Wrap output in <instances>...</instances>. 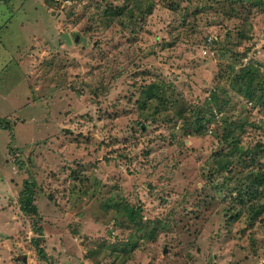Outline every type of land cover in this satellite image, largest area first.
I'll use <instances>...</instances> for the list:
<instances>
[{"label": "rangeland", "instance_id": "374dc122", "mask_svg": "<svg viewBox=\"0 0 264 264\" xmlns=\"http://www.w3.org/2000/svg\"><path fill=\"white\" fill-rule=\"evenodd\" d=\"M98 1L0 0V264H264L245 192L264 171L247 164L264 145V0H103L140 18L84 47L69 13L95 17ZM170 81L189 121L173 104L142 123V87ZM212 94L223 110L198 133L192 108ZM227 134L242 161L202 168ZM28 178L38 222L20 208Z\"/></svg>", "mask_w": 264, "mask_h": 264}, {"label": "trees", "instance_id": "16d2710c", "mask_svg": "<svg viewBox=\"0 0 264 264\" xmlns=\"http://www.w3.org/2000/svg\"><path fill=\"white\" fill-rule=\"evenodd\" d=\"M58 4L61 5V2ZM71 6V5H69ZM59 7V5H58ZM95 17L93 15H90L89 17H81L80 15H75L74 13H69L70 17L69 20L72 22V25L78 26L79 31L81 33L79 39H77V43L82 45L81 43L84 41L86 37H93L96 35V32H98V39L99 43H101L104 47H107L110 43L112 44L115 41L122 40L124 38L123 28L124 29H132L135 28V24L140 18V13L137 10L135 5H130L129 3L122 4V5H109L106 6V4L103 3V0H99L98 2H95ZM71 9H74L73 6H71ZM55 10V9H54ZM53 10V11H54ZM55 12V11H54ZM11 16L13 17L15 14L13 11H11ZM10 15L9 17L12 18ZM97 16V17H96ZM124 18V19H123ZM29 25L32 26V21L29 20ZM34 24V23H33ZM126 24V25H125ZM117 26H121L122 31L121 34L118 33L119 30L117 29ZM129 32V31H128ZM131 32V31H130ZM133 32H135V29H133ZM73 37H69V41H72ZM74 41V40H73ZM94 47L95 44H92ZM86 46V45H82ZM118 47L116 45H113L112 48ZM117 50V49H116ZM21 64V63H20ZM25 73H22L21 75H24ZM235 85V84H234ZM166 84L164 82H161V84L158 86L156 83H150L144 87H142L141 96L138 99V102H136L133 105L132 113H136L140 115V119L142 120V123L146 122H155L160 118V112L163 113L164 110H167L170 108L171 105H178V110H181L182 107H184L183 110H181V113L179 114L180 117L186 118L188 120V114H189V106L188 103L184 106H181L180 99H177L174 101L172 94L175 90V83L170 81L169 85L167 86V90L170 93V96L168 95V92L166 90ZM236 87L237 84L235 85ZM165 87V88H164ZM239 90V87H238ZM221 91V90H220ZM221 93H227L226 91H221ZM181 97L183 98L184 95L182 94ZM185 99L188 100L187 96ZM222 100H219L218 96H215L214 94L208 96L204 102H199L196 100V105L194 108H192V112L194 115V119L196 123L193 125L196 126V131L198 133H203L205 130V127L208 126L213 122V120H216L218 118V114L215 113V111L223 110L222 107L219 106L220 103H222ZM226 103V102H224ZM184 104V103H183ZM130 113V111L128 110ZM130 113V115H132ZM222 117V116H221ZM6 119V116H5ZM4 119V120H5ZM189 121V120H188ZM227 125V121L225 122ZM4 126V124H3ZM232 132V131H231ZM230 132V133H231ZM229 134L222 136L219 140L231 143L232 141L228 139ZM211 137V136H208ZM205 142L207 143V139L203 138ZM203 139H195L194 142H202ZM234 139V137H233ZM235 142V140H233ZM231 148L226 152H218L214 156L211 157L209 163H207V160H202V168H209L210 169H218V170H228V165L235 162V160L242 161L243 153L240 151H235L238 149L236 143H231ZM234 146V147H233ZM202 149H206V144H203L201 147ZM254 156L247 162V164H251V162H256L257 165L262 166L264 165V162L261 163L259 160L260 153L264 152V145L258 144L255 145L254 150L252 151ZM31 178L24 180V188L21 191V195L19 197L21 201L20 208L21 210L28 214L33 215L34 222H38L41 219V214L39 212V207L36 204V184L35 182H30ZM215 191H220L219 198L222 196V192L224 190V185L216 186ZM260 189H262L260 191ZM246 194H248V199H251L253 202H256L257 204L255 206H251V210H253V219H257L263 212H264V203H261V200L264 199V171H258L256 173V176L250 179V187L245 191ZM240 194L242 195V192L240 191ZM216 198L218 195L215 196ZM240 202H243V199H239ZM196 204L199 203L197 200H193ZM207 206L209 205L208 202H206ZM134 208H128V214L130 218H134L135 216L139 217V211L138 213L134 212ZM234 212L231 213L230 216L233 215ZM234 220L237 219V215L233 218ZM168 223V218H159V221L157 222V226L159 227H166ZM42 227H36V231H42ZM135 244H132L130 249L127 248V251H131L135 249ZM253 258V256H251Z\"/></svg>", "mask_w": 264, "mask_h": 264}, {"label": "clouds", "instance_id": "9594fccd", "mask_svg": "<svg viewBox=\"0 0 264 264\" xmlns=\"http://www.w3.org/2000/svg\"><path fill=\"white\" fill-rule=\"evenodd\" d=\"M263 263V262H262Z\"/></svg>", "mask_w": 264, "mask_h": 264}]
</instances>
